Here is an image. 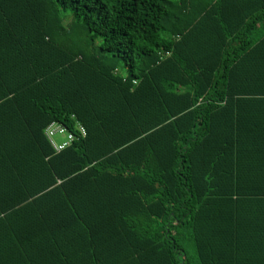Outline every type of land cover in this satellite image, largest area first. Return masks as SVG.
<instances>
[{
    "label": "trees",
    "instance_id": "16d2710c",
    "mask_svg": "<svg viewBox=\"0 0 264 264\" xmlns=\"http://www.w3.org/2000/svg\"><path fill=\"white\" fill-rule=\"evenodd\" d=\"M263 158L264 0H0V264H264Z\"/></svg>",
    "mask_w": 264,
    "mask_h": 264
},
{
    "label": "built area",
    "instance_id": "2783aa9c",
    "mask_svg": "<svg viewBox=\"0 0 264 264\" xmlns=\"http://www.w3.org/2000/svg\"><path fill=\"white\" fill-rule=\"evenodd\" d=\"M77 131H71L67 126L58 121L51 122L45 129V134L50 141L55 153H60L75 140L85 138L87 136L86 127L79 121L76 122ZM58 135L67 136L65 141L59 142L56 137Z\"/></svg>",
    "mask_w": 264,
    "mask_h": 264
},
{
    "label": "crops",
    "instance_id": "0c3cea01",
    "mask_svg": "<svg viewBox=\"0 0 264 264\" xmlns=\"http://www.w3.org/2000/svg\"><path fill=\"white\" fill-rule=\"evenodd\" d=\"M261 162H263V164L262 165L258 164L257 169L260 172V178L264 179V158H263V160ZM244 188H245L246 191H256V189L259 188V187H254L252 185H249V183H247L244 186Z\"/></svg>",
    "mask_w": 264,
    "mask_h": 264
},
{
    "label": "rangeland",
    "instance_id": "374dc122",
    "mask_svg": "<svg viewBox=\"0 0 264 264\" xmlns=\"http://www.w3.org/2000/svg\"><path fill=\"white\" fill-rule=\"evenodd\" d=\"M56 139H57L59 142H62V141H65V140L67 139V136H66V135H65V136L58 135V136L56 137Z\"/></svg>",
    "mask_w": 264,
    "mask_h": 264
}]
</instances>
